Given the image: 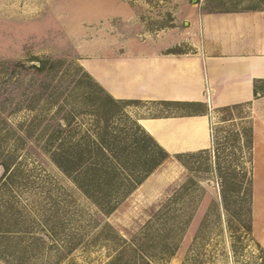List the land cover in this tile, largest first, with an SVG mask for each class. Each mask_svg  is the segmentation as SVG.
Masks as SVG:
<instances>
[{
  "label": "rangeland",
  "instance_id": "rangeland-1",
  "mask_svg": "<svg viewBox=\"0 0 264 264\" xmlns=\"http://www.w3.org/2000/svg\"><path fill=\"white\" fill-rule=\"evenodd\" d=\"M203 2L211 10L264 9V0ZM194 4L0 0V87L9 89L8 100L0 99V127L6 120L0 163L15 155L0 177V264H105L117 250L116 242L97 235L105 222L130 240L146 228L177 221L178 248L161 264H264V248L252 231L251 124L245 107L239 115L211 112L209 102L152 96L153 51L197 53ZM38 60L45 62L44 70L14 67ZM141 66L147 71L137 74ZM45 84L57 91L56 102L42 98ZM99 87L119 101L115 125L123 126L127 116L146 130L156 117L203 112L211 117L209 147L169 152L109 215L97 211L43 151L42 118L58 111L57 102L75 99L72 126L78 141L96 123L84 111V96ZM20 162L27 166L26 178L8 186V171Z\"/></svg>",
  "mask_w": 264,
  "mask_h": 264
},
{
  "label": "crops",
  "instance_id": "crops-1",
  "mask_svg": "<svg viewBox=\"0 0 264 264\" xmlns=\"http://www.w3.org/2000/svg\"><path fill=\"white\" fill-rule=\"evenodd\" d=\"M195 3L192 40L197 53L153 51L152 96L209 102L211 112L239 115L245 107L252 130V231L264 248V9L211 10L203 0ZM140 70L137 74L147 71L144 66ZM210 118L205 112L156 117L147 131L169 152L207 148Z\"/></svg>",
  "mask_w": 264,
  "mask_h": 264
},
{
  "label": "trees",
  "instance_id": "trees-1",
  "mask_svg": "<svg viewBox=\"0 0 264 264\" xmlns=\"http://www.w3.org/2000/svg\"><path fill=\"white\" fill-rule=\"evenodd\" d=\"M29 65L21 61L16 66L24 70L35 68L44 70L45 62ZM49 84L42 86V98L55 101L56 90ZM44 89V90H43ZM8 88L0 87V99L4 102ZM88 107L84 110L93 114L96 120L89 132L74 140L75 99L70 103H59L56 113L42 118V132L46 137L44 153L69 177L84 196L103 215L113 213L135 189H137L169 157L170 153L136 119L125 118L123 126L115 125L114 111L117 101L104 88L99 87L84 96ZM68 107V108H67ZM121 120V119H120ZM0 129H5L3 118ZM66 124V125H65ZM252 146V130L250 133ZM15 155H6L0 166L10 168ZM27 166L20 162L8 171L5 184L13 186L26 178ZM157 218H161L158 216ZM181 222L177 221L156 230L146 228L124 238L109 222H105L97 232L117 243L116 254L105 264H161L174 256L179 242L176 234ZM186 227V226H185ZM180 230V229H179ZM182 233V232H181Z\"/></svg>",
  "mask_w": 264,
  "mask_h": 264
},
{
  "label": "water",
  "instance_id": "water-1",
  "mask_svg": "<svg viewBox=\"0 0 264 264\" xmlns=\"http://www.w3.org/2000/svg\"><path fill=\"white\" fill-rule=\"evenodd\" d=\"M194 1L196 2L197 0H194ZM37 64H39V62H37ZM4 171H5L4 166L1 165L0 166V177L2 176V174L4 173Z\"/></svg>",
  "mask_w": 264,
  "mask_h": 264
}]
</instances>
